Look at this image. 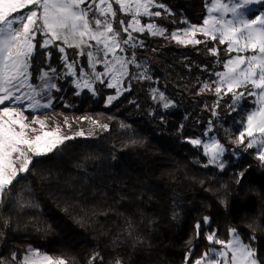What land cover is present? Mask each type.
Instances as JSON below:
<instances>
[{
  "label": "trees",
  "instance_id": "16d2710c",
  "mask_svg": "<svg viewBox=\"0 0 264 264\" xmlns=\"http://www.w3.org/2000/svg\"><path fill=\"white\" fill-rule=\"evenodd\" d=\"M209 1L159 0L171 14L154 9L163 15L150 22L168 33L200 25ZM116 19L114 27L119 28L118 21L127 23L129 17L118 13ZM134 35L144 46L129 48L126 54L134 51L151 79L126 80L130 91L109 106L112 91L105 87L97 95L87 90L77 94L71 88L65 99L72 107L59 103L52 109L76 120L95 119L108 129L86 120L91 134L35 158L34 167L0 208L3 264H10L13 254L21 260L29 246L63 256L69 264H89L96 254L101 259L93 264H115L116 259L122 264H185L190 248L195 258L210 247L205 240L208 232L228 240L231 228L245 242L255 236L254 246L264 257V163L254 148H245L247 138L244 144L237 139L252 97L245 95L234 108L231 94L218 97L203 89L211 74L221 69L209 49L221 51L224 46L200 35L197 39L205 43L187 47L167 34ZM67 52L71 60L86 63L73 48ZM229 57L220 54L221 60ZM32 59L45 70L53 64L61 70L62 54L55 47H40V40ZM154 90L170 101L169 108L153 100ZM209 124L228 149L222 171L204 167L208 158L188 142L203 137ZM17 200L38 207H20ZM204 217L211 223L205 225Z\"/></svg>",
  "mask_w": 264,
  "mask_h": 264
},
{
  "label": "snow or ice",
  "instance_id": "6c2138e0",
  "mask_svg": "<svg viewBox=\"0 0 264 264\" xmlns=\"http://www.w3.org/2000/svg\"><path fill=\"white\" fill-rule=\"evenodd\" d=\"M253 6H260L261 10L250 17ZM207 7L208 16L202 25H190L168 33L154 22H141L142 17L151 21L163 15L154 9L171 14L159 0H0V106H3L0 107V208L20 179L34 167L35 158L47 156L67 141L86 135L83 129L71 132L72 124L67 118L63 125L50 126L46 114L45 119L38 114L52 107L51 93L60 91L55 81L61 77L55 68H49L41 72L39 83L31 82L29 69L37 48V35L43 38L40 47H55L62 54L67 68L65 75L75 78L76 89H87L95 95L96 82L105 84L107 81L105 86L116 91L115 95L108 96L109 105L125 91H130V84L125 86L126 80L151 79L147 66L138 62L134 51L125 54L129 48L144 46L134 33L147 32L153 37L167 34V38L185 47L206 42L197 39L198 35L227 45L230 58L222 65L226 71L215 73L218 79L212 84H204L203 89L218 97L222 93L231 94L234 108L245 95L254 98L256 106L246 115L237 139L244 144L247 138L245 148H256L258 159L264 163V0H229V3L211 0ZM118 13L129 17L127 23L123 19L118 21L119 28L114 27ZM229 15L231 19L226 18ZM68 48L76 49L77 56L86 57L90 71L80 66L75 58L69 61ZM209 51L213 55L219 54L216 48ZM46 55L51 58V53ZM97 65H102L103 71H97ZM77 67H80L79 74ZM132 68L136 69L135 73ZM152 98L162 102L164 109L170 107V101L163 93L157 94L154 90ZM26 111L33 113L31 119ZM83 119L93 126L108 129L107 124L95 119ZM65 128L69 132L66 133ZM188 142L203 149V155L208 158L204 167L224 169L222 158L228 149L219 140L206 143L196 138ZM17 203L20 207H38L30 201L17 200ZM209 223L210 218L204 217V224ZM200 232L201 225L197 223V239ZM229 233L230 238L224 240L216 231L208 232L205 240L210 247L195 258L190 248L185 255V264L189 260L192 264H262L264 257L254 246L255 236L245 242L236 228H231ZM98 259H101L99 254L92 256L89 264ZM0 264H3L2 260ZM10 264H69V260L29 247L21 260L13 254ZM115 264L122 262L116 259Z\"/></svg>",
  "mask_w": 264,
  "mask_h": 264
},
{
  "label": "rangeland",
  "instance_id": "374dc122",
  "mask_svg": "<svg viewBox=\"0 0 264 264\" xmlns=\"http://www.w3.org/2000/svg\"><path fill=\"white\" fill-rule=\"evenodd\" d=\"M211 2V0L208 2V5H209V3ZM223 2L224 3H229V0H223ZM207 5V6H208ZM261 9H260V6H253V11L250 13V17H253L254 15H256V14H258V12L260 11ZM207 16H208V7L206 8V17H205V19L207 18ZM147 17H142L141 18V22L142 23H147V22H150V21H145L144 19H146ZM227 19H231V16L229 15L228 17H226ZM203 24V23H202ZM202 24H200V25H202ZM200 25H197V26H200ZM189 27V26H188ZM145 33H147V32H145ZM134 35V34H133ZM42 37L41 36H39V35H37V38H36V41H35V43L37 44V41L38 40H40V42L42 41ZM138 41H141V40H139L138 39ZM217 42H218V40H217ZM57 43H59V41L57 42ZM219 43V42H218ZM220 44V43H219ZM220 45H222V46H224V49L223 50H221V51H219V54L217 55V57L219 58L218 59V65L221 67V69H219L217 72H221V71H226V69H224L223 67H222V65H223V63L224 62H226L227 60H221L220 59V54H224V55H229V53L227 52V45H223V44H220ZM50 48V47H49ZM216 49H218L217 47H215ZM74 49V48H73ZM74 50H76V49H74ZM36 51V50H35ZM66 51H67V49H66ZM77 51V50H76ZM35 53V52H34ZM68 53V52H67ZM126 54V53H125ZM34 55V54H33ZM127 55V54H126ZM232 56H235V53H232L231 54ZM68 56H69V53H68ZM33 57V56H32ZM230 58V57H229ZM228 58V59H229ZM69 61H71V59H70V57H69ZM78 61V63H79V65L80 66H83L84 67V69L85 70H89L88 69V67H87V59H86V63L85 64H83L82 63V61L79 59V60H77ZM61 65H60V68H61V70H59V66L57 65V64H53V65H51V67L52 68H55L56 69V71H57V73L60 75V77L61 78H59V79H57L56 81H55V83L57 84V87L60 89V91H55V90H53L52 91V93H51V96L53 97V100H52V107L51 108H49V109H44V110H41V113H44V112H46V111H52V109L56 106V105H58L59 103H63V106L64 107H67V108H71L72 106L70 105L71 103L67 100V99H65V94L71 89V88H73V89H75V91H76V93L77 92H79V94H81L83 91H85V90H87V89H85V90H83V91H81V90H78V89H76V87H75V84H74V77H72V76H68V75H65V73L67 72V68L65 67V65H64V63H63V60H61V63H60ZM39 69H41L42 71H48V70H45L44 69V67H42V66H39L38 65V63L37 62H35V59H32L31 60V68L29 69V71L31 72V82H33V83H39V80H38V77H39V75L41 74V72L40 73H38L37 74V72H38V70ZM97 71H103V66L102 65H97V69H96ZM90 71V70H89ZM79 72H80V67H77V73L79 74ZM217 72H213L212 74H211V77H210V79L207 81V84H212L213 83V81H215V80H217L218 79V77L215 75V73H217ZM106 83H107V81H105V84H101V83H99V82H96V84H95V88H96V94L95 95H97V93H98V90L100 89V88H102V87H105L106 89H108V90H111L112 91V94H110L109 96H111V95H115L116 94V91H115V89H112V88H108V87H106L105 85H106ZM125 86H127L126 84H125ZM240 90H242V91H245V89H240ZM88 91V90H87ZM221 95H223V93L221 94ZM121 96V95H120ZM119 96V97H120ZM243 99V98H242ZM241 99V100H242ZM114 102V101H113ZM112 102V103H113ZM241 102L242 101H240L236 106L238 107V106H240L241 105ZM252 102H253V105L250 107V111L251 110H253L254 108H255V103H254V98L252 97ZM17 106H19V107H23V106H20V105H17ZM107 106H109V104H108V102H107ZM0 107H3V106H0ZM41 113H38L39 115H40V118L41 119H45L46 118V116H47V119H48V123H49V125L51 126V125H55V124H61V125H63V122H64V120H65V118H67V120H68V122L69 123H71L72 124V128H71V132H75L76 130H78V129H83L84 131H85V133L86 134H89L90 132H91V130H92V127L91 126H89V125H86V120H84L83 118L84 117H81V118H79L78 120H76V119H74V118H70L69 116H68V114H62V113H58V112H56V111H52V113L50 114V115H46L45 116V113L44 114H41ZM25 114L29 117V119H31L32 118V116H33V113H31V112H28V111H26L25 112ZM64 131L67 133V132H69V130L67 129V128H65L64 129ZM199 139H201L202 141H204V142H206V143H210L213 139H215V140H218L217 139V137L215 136V134H214V132H213V127L211 126V131H209V129L207 130V132L205 133V135L203 136V137H201V138H199ZM202 152H203V149L202 148H199ZM255 150H256V148H254ZM257 151V150H256ZM225 154H226V152H225ZM224 154V155H225ZM224 157V156H223ZM222 160H223V158H222ZM223 163L225 164V166H226V163L224 162V160H223ZM215 167V166H214ZM219 169V168H218ZM220 170V169H219ZM29 247H31V248H34V249H38V248H36V247H34V246H29ZM28 247V248H29ZM27 248V249H28ZM26 252H27V250H26ZM26 252H25V254H26ZM24 254V255H25Z\"/></svg>",
  "mask_w": 264,
  "mask_h": 264
}]
</instances>
